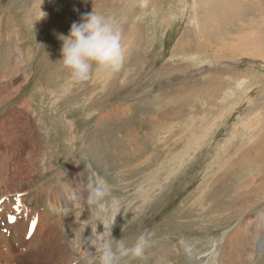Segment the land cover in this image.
I'll return each mask as SVG.
<instances>
[{
	"label": "rangeland",
	"instance_id": "obj_1",
	"mask_svg": "<svg viewBox=\"0 0 264 264\" xmlns=\"http://www.w3.org/2000/svg\"><path fill=\"white\" fill-rule=\"evenodd\" d=\"M93 10L115 21L124 59L74 81L60 36ZM0 94V128L26 102L25 127L47 130L30 185L72 166L86 181L85 264H99L101 220L113 244L149 240L117 264H264V0H0Z\"/></svg>",
	"mask_w": 264,
	"mask_h": 264
},
{
	"label": "bare ground",
	"instance_id": "obj_2",
	"mask_svg": "<svg viewBox=\"0 0 264 264\" xmlns=\"http://www.w3.org/2000/svg\"><path fill=\"white\" fill-rule=\"evenodd\" d=\"M22 104L25 108H17L19 114L12 112L8 115L5 124L9 128H0L4 139L11 141L10 151L0 153V166L6 159L17 160L16 166L5 168L0 173V219L4 218L10 234L7 237L0 229V264H85L88 246L80 227L88 223L86 181L69 175V171L76 167L72 166L62 172L58 184L49 181L40 186L30 185L40 162L44 161L43 139L47 130L43 127L28 130L25 127L26 121L32 118L25 111L27 103ZM13 122L20 124L18 129L10 127ZM3 131L8 133L4 135ZM32 198L46 199V208L41 210L27 205V199ZM70 204L73 209L75 206L80 209L75 216L70 214ZM13 206H18L17 211H13Z\"/></svg>",
	"mask_w": 264,
	"mask_h": 264
},
{
	"label": "clouds",
	"instance_id": "obj_3",
	"mask_svg": "<svg viewBox=\"0 0 264 264\" xmlns=\"http://www.w3.org/2000/svg\"><path fill=\"white\" fill-rule=\"evenodd\" d=\"M63 65L70 69L74 81H85L89 78L93 63L99 67L117 69L124 59V49L121 43V34L115 21L99 12L91 11L82 14L79 22H73L67 35H61ZM100 190H94L88 198L91 205L102 197ZM103 232L91 234L88 239L99 254V264H117L118 257H143L149 246L148 238L141 234L131 247H127L123 240L113 244L112 230L101 220Z\"/></svg>",
	"mask_w": 264,
	"mask_h": 264
},
{
	"label": "snow or ice",
	"instance_id": "obj_4",
	"mask_svg": "<svg viewBox=\"0 0 264 264\" xmlns=\"http://www.w3.org/2000/svg\"><path fill=\"white\" fill-rule=\"evenodd\" d=\"M10 219H13V220H14V219H15V217H10ZM34 225H35V222H33V226H34Z\"/></svg>",
	"mask_w": 264,
	"mask_h": 264
},
{
	"label": "crops",
	"instance_id": "obj_5",
	"mask_svg": "<svg viewBox=\"0 0 264 264\" xmlns=\"http://www.w3.org/2000/svg\"><path fill=\"white\" fill-rule=\"evenodd\" d=\"M9 86H10V85H8V87H6L7 90L9 89ZM5 93H6V92H4V93H2V94H5ZM0 95H1V94H0ZM0 99H1V98H0Z\"/></svg>",
	"mask_w": 264,
	"mask_h": 264
}]
</instances>
